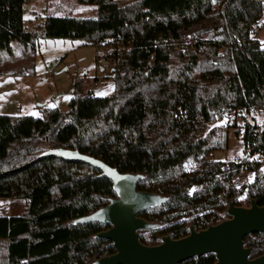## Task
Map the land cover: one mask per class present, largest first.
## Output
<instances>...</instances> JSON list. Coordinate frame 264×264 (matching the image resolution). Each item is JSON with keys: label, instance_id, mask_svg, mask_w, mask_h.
I'll return each mask as SVG.
<instances>
[{"label": "trees", "instance_id": "trees-1", "mask_svg": "<svg viewBox=\"0 0 264 264\" xmlns=\"http://www.w3.org/2000/svg\"><path fill=\"white\" fill-rule=\"evenodd\" d=\"M76 1L96 5L95 18L47 16L25 29L26 0H0V48L17 40L33 49L43 36L111 42L114 84L111 95L96 96L78 92L74 81L66 112L0 114V198L26 201L23 214L0 215V264H91L115 253L96 237L110 226L73 222L117 198L112 182L89 164L39 157L49 147L140 173L137 190L168 198L139 214L156 224L139 231L145 245L221 222L229 202L263 206L264 123L253 115L264 110V46L250 30L264 0ZM223 108L250 114L239 126L245 157L228 162L211 158L227 148L228 130L203 134ZM241 170L253 177L237 188L232 180ZM244 245L250 258L263 254L264 233L246 236ZM215 262L206 254L179 264Z\"/></svg>", "mask_w": 264, "mask_h": 264}, {"label": "rangeland", "instance_id": "rangeland-1", "mask_svg": "<svg viewBox=\"0 0 264 264\" xmlns=\"http://www.w3.org/2000/svg\"><path fill=\"white\" fill-rule=\"evenodd\" d=\"M115 1L125 5L136 0ZM96 11V5L76 0H27L25 29L41 24L47 15L90 19L95 18ZM250 36L264 46V13L250 30ZM112 48L111 42L91 45L75 37H39L33 49L17 40L7 42L6 47L0 48V114L37 118L44 110L53 108L49 105L66 112L74 95V81L81 94L111 95L114 89L111 80L113 61L108 56ZM101 57L104 64L98 63ZM98 92L105 94L97 95ZM262 121V117L255 118L258 125L263 124ZM234 123L236 126H233ZM241 125L242 119L233 117L231 109L226 108L215 111L210 121L203 124L204 136L212 130H228L227 148L213 151V160L228 162L245 157L241 136L238 137ZM252 177L250 172L241 170L232 182L235 187L241 188ZM243 196L242 193L240 198ZM240 205L248 206L247 203ZM25 208L24 199L0 198V215H21Z\"/></svg>", "mask_w": 264, "mask_h": 264}, {"label": "water", "instance_id": "water-1", "mask_svg": "<svg viewBox=\"0 0 264 264\" xmlns=\"http://www.w3.org/2000/svg\"><path fill=\"white\" fill-rule=\"evenodd\" d=\"M55 156L68 161H80L100 170V176L112 182L117 198L109 199L104 207L86 216L75 219L74 223L103 222L110 226L96 234L109 240L115 253L103 256L91 264H179L190 258L214 254V264H264V253L250 258L251 248L244 245V238L256 233H264V205L250 200L248 206L229 202L228 218L195 230L181 238L170 236L161 238L156 245H145L139 240V231L153 228L139 217L147 209L165 203L168 198L136 189V183L143 178L140 173H120L103 161L81 154L78 150L49 147L42 155Z\"/></svg>", "mask_w": 264, "mask_h": 264}, {"label": "built area", "instance_id": "built-area-1", "mask_svg": "<svg viewBox=\"0 0 264 264\" xmlns=\"http://www.w3.org/2000/svg\"><path fill=\"white\" fill-rule=\"evenodd\" d=\"M196 36H192V37H189L187 38L184 43H189V42H192L194 40H196ZM153 59V56L151 55L150 56V60ZM98 63L99 64H104V59L101 57V58H98ZM232 116L235 117V118H241L243 120V118H250V114L247 113L246 109L245 108H242V109H239L237 111H232ZM255 118L256 117H262L264 118V110H261L259 108H256L255 107V114L253 115ZM241 134H240V131L238 132V137H240ZM241 204H244L246 205V202L245 200H241Z\"/></svg>", "mask_w": 264, "mask_h": 264}, {"label": "snow or ice", "instance_id": "snow-or-ice-1", "mask_svg": "<svg viewBox=\"0 0 264 264\" xmlns=\"http://www.w3.org/2000/svg\"><path fill=\"white\" fill-rule=\"evenodd\" d=\"M109 87H112L111 85H109ZM103 94H105V93H102V92H98L97 93V95H103ZM65 99H67V97H65ZM50 107H54L55 105H49ZM33 114H35V113H33ZM262 122H264V121H262Z\"/></svg>", "mask_w": 264, "mask_h": 264}, {"label": "crops", "instance_id": "crops-1", "mask_svg": "<svg viewBox=\"0 0 264 264\" xmlns=\"http://www.w3.org/2000/svg\"><path fill=\"white\" fill-rule=\"evenodd\" d=\"M26 2H27V0H26ZM26 2L24 3V8H25V9H26ZM47 16H49V15H47ZM47 16H46V17H47ZM50 16H56V15H50ZM46 17H44V20H45Z\"/></svg>", "mask_w": 264, "mask_h": 264}]
</instances>
